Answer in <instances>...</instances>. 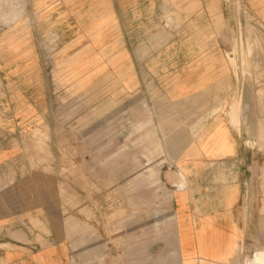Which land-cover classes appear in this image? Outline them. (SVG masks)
<instances>
[{"label":"rangeland","instance_id":"obj_1","mask_svg":"<svg viewBox=\"0 0 264 264\" xmlns=\"http://www.w3.org/2000/svg\"><path fill=\"white\" fill-rule=\"evenodd\" d=\"M161 1L151 14L156 15L152 24L125 26L127 47L136 48L142 56L138 92V86L131 85L129 68L120 64L116 40H101L99 25L93 27L92 35L83 32L87 40L77 37L81 28H92L84 22L100 5L92 0H57L40 11L36 0H0V38L13 29L29 50L35 46L51 103L48 122L24 128L18 135L13 129L9 137L11 144L22 145L25 152L6 169L3 183L0 179L2 251L14 244L60 241L71 246L72 264H165L168 250L161 243L151 250L147 247L149 216L141 213L139 221L133 196L152 202V213L169 205L172 193L179 190L176 184L185 181L173 168L174 158L204 121L182 118L186 108L165 103L166 93L144 68L149 49L162 48L175 38L188 41L191 35L203 40L220 32L218 46L234 69L225 110L229 113L233 102H240L237 115L245 112L247 116L241 129L234 130L243 143L255 141V132L260 131L257 118L264 117V59L259 54L264 58V24L245 0H199V9L196 3L191 7L180 0ZM40 17L45 18L43 25ZM246 25L259 36L247 63L241 56L246 51ZM68 31L70 36L63 35ZM10 57L6 51L0 59ZM121 65L125 73L120 72ZM164 84L169 86L167 80ZM258 98L260 103L255 102ZM165 114L166 119L159 118ZM5 122L0 116V126ZM248 148L255 160V193L264 196V146L255 143ZM138 174L150 185L135 186L133 176ZM41 194L50 198L44 207L37 206ZM156 219L162 220L159 215ZM167 230L166 224L157 225L155 234L167 239ZM91 246L92 259L91 252L85 254ZM250 257L246 251L238 259Z\"/></svg>","mask_w":264,"mask_h":264},{"label":"crops","instance_id":"obj_2","mask_svg":"<svg viewBox=\"0 0 264 264\" xmlns=\"http://www.w3.org/2000/svg\"><path fill=\"white\" fill-rule=\"evenodd\" d=\"M36 1L42 11L46 3L57 0ZM245 1L264 24V0ZM92 3L100 7L93 9L89 22L83 21L92 28H81L77 37L87 40L83 32L89 31L92 35L93 27L99 25L101 40H116V54L122 58L120 64L129 68L131 85H137L140 92L142 56L136 48L127 47L125 26L152 24L156 16H151L153 9L160 8L162 1L92 0ZM179 3L191 7L196 3V9H199V0H180ZM39 19L43 25L45 18ZM14 33L12 29L5 38H0V58L6 51L11 55L9 60L0 59V116L6 121L0 126L2 183L6 169L25 152L22 145L11 144L9 137L20 134L24 128L43 126L49 121L51 104L35 46L29 50L30 46L27 48ZM219 34L212 37L210 33L203 40L191 35L188 41L175 38L162 48L149 49L148 63L144 66L166 93L165 103L179 105L182 110L186 108L187 113L182 118L204 121L188 145L174 158L173 168L184 175L185 187L172 193L169 205L152 213V202L133 196L139 221L141 213L149 216L147 247L151 250L161 243L162 248L168 250L165 264H241L238 258L243 252L250 251L252 257V253L264 250V196L255 193L253 152L241 141L225 110L231 99L234 72L218 46L222 37ZM63 35L68 37L71 31ZM124 67L120 72H126ZM166 80L168 87L164 84ZM135 108L134 104L133 112ZM214 110L217 112L213 113ZM159 118L166 119L167 116ZM146 179L140 174L135 175L133 184L145 188L150 185V180ZM36 199L38 207H44L45 201L50 200L43 194ZM147 208L148 212L141 211ZM157 215L162 218L159 223ZM164 224L168 226L167 239L155 234L157 225ZM13 246L7 251L0 248V264H72L69 243L56 241L47 245ZM92 250V246L85 248L86 256L91 252V259Z\"/></svg>","mask_w":264,"mask_h":264},{"label":"bare ground","instance_id":"obj_3","mask_svg":"<svg viewBox=\"0 0 264 264\" xmlns=\"http://www.w3.org/2000/svg\"><path fill=\"white\" fill-rule=\"evenodd\" d=\"M248 21V20H247ZM246 23V22H245ZM245 30H246V34L244 35L245 36V43H246V51L244 52H241V56H242V53L244 54V57H243V60L245 61V63H247V61H249V58L251 57V56H253V55H251V53H252V51H253V44L255 43V40L256 39H258L259 38V36H255V33L253 32V30H252V28L250 27V26H248V25H246L245 27ZM244 30V31H245ZM255 31V30H254ZM256 32V31H255ZM261 37V36H260ZM262 39V38H261ZM264 40V39H263ZM258 42H261V41H259L258 40ZM257 42V43H258ZM256 44V43H255ZM259 44H261V43H259ZM258 45V44H257ZM260 46V45H259ZM261 47H262V45H261ZM258 50V49H257ZM259 50H261L260 48H259ZM263 52V51H262ZM258 52H256V54H257ZM260 54V57H262V59L261 60H263L264 58H263V56H261V53H259ZM262 54H264V53H262ZM259 57V56H258ZM242 60V61H243ZM264 61V60H263ZM243 63V62H242ZM258 63V62H257ZM260 63V62H259ZM258 63V64H259ZM254 64V63H253ZM261 64V63H260ZM264 65V64H263ZM245 66H247L246 64H245ZM259 67V66H258ZM261 67H263V66H261ZM234 70V69H233ZM249 81V80H248ZM248 83V82H247ZM260 86V85H259ZM263 86V85H262ZM253 87V86H252ZM242 88V87H241ZM262 89V88H261ZM257 92V91H256ZM258 94V93H257ZM260 94H261V92H260ZM241 95V94H240ZM262 95H264L263 94V92H262ZM261 95V96H262ZM254 96H256L255 94H254ZM258 96V95H257ZM259 97H260V95H259ZM263 97V96H262ZM261 97V98H262ZM261 98H258L255 102L256 103H260L259 101H260V99ZM254 99H255V97H254ZM237 100V99H236ZM259 100V101H258ZM264 100V99H263ZM262 100V101H263ZM236 102V101H235ZM233 102V104L231 105V110L230 111H228L229 113H228V115H229V121H230V123H231V125L234 127V129L236 130V131H239L240 129H241V123H242V120H244L243 119V116L245 115V112H242L241 114H239V115H237L238 114V110H239V103L238 102ZM264 102V101H263ZM235 104H237V106L235 105ZM260 108V107H259ZM230 109V108H229ZM263 110V109H262ZM240 111V110H239ZM264 111V110H263ZM263 111H261V112H263ZM260 113V112H259ZM262 114H264V113H262ZM249 115V114H248ZM245 116H247V115H245ZM247 119V118H246ZM247 122V121H246ZM257 122H258V128L260 129V131H259V133L258 132H255V138L256 139H254L255 141H249V140H246L245 141V144H246V146L248 147V146H254L255 145V143H260V144H262V147L264 146V117H262V116H258V118H257ZM245 127V126H244ZM250 129V128H249ZM251 130V129H250ZM252 131H253V128H252ZM251 131V132H252ZM247 133H248V131H247ZM238 135H240V134H238ZM253 135H254V131H253ZM251 137H252V135H251ZM254 138V137H253ZM255 142V143H254ZM178 187H179V190L180 189H182L183 190V188L185 187L184 185V183H183V181L182 182H180V183H178V184H176ZM176 186V187H177ZM177 187V188H178ZM252 254H254L250 259H248V258H245L243 261H242V263L241 264H264V250H261V251H256L255 253H252ZM244 257V256H243ZM237 263V262H236ZM238 264V263H237Z\"/></svg>","mask_w":264,"mask_h":264}]
</instances>
